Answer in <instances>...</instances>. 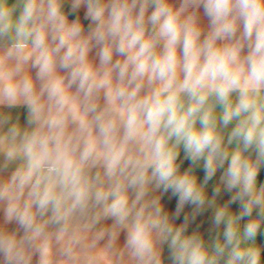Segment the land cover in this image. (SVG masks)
Here are the masks:
<instances>
[{
	"label": "clouds",
	"instance_id": "1",
	"mask_svg": "<svg viewBox=\"0 0 264 264\" xmlns=\"http://www.w3.org/2000/svg\"><path fill=\"white\" fill-rule=\"evenodd\" d=\"M0 264H264V0H0Z\"/></svg>",
	"mask_w": 264,
	"mask_h": 264
}]
</instances>
